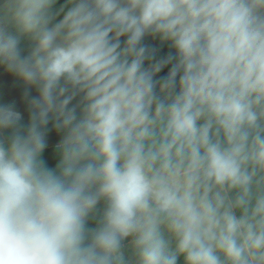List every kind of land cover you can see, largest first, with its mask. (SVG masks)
I'll use <instances>...</instances> for the list:
<instances>
[{
	"label": "clouds",
	"instance_id": "obj_1",
	"mask_svg": "<svg viewBox=\"0 0 264 264\" xmlns=\"http://www.w3.org/2000/svg\"><path fill=\"white\" fill-rule=\"evenodd\" d=\"M0 264H264V0H0Z\"/></svg>",
	"mask_w": 264,
	"mask_h": 264
}]
</instances>
